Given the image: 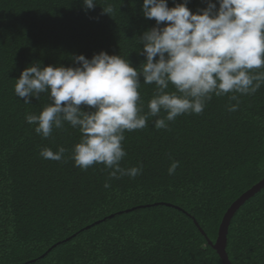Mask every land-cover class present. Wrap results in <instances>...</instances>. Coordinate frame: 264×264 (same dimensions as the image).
<instances>
[{
	"label": "trees",
	"instance_id": "obj_1",
	"mask_svg": "<svg viewBox=\"0 0 264 264\" xmlns=\"http://www.w3.org/2000/svg\"><path fill=\"white\" fill-rule=\"evenodd\" d=\"M95 3L0 0V264H223L208 239L216 240L230 205L264 178V84L237 100L213 94L201 114L178 116L166 129L149 116L145 128L126 131L120 166L142 167L135 178L109 180L103 164L76 167L78 129L65 122L47 139L38 135L25 116L38 115L48 96L24 104L14 85L33 64L76 67L74 56L101 51L139 70L146 61L139 37L156 26L143 16V0ZM177 3L168 0L169 8ZM187 7L196 13L207 2ZM140 79L146 114L156 86ZM60 147L61 161L40 155ZM226 239L232 264H264V187L237 209Z\"/></svg>",
	"mask_w": 264,
	"mask_h": 264
},
{
	"label": "clouds",
	"instance_id": "obj_2",
	"mask_svg": "<svg viewBox=\"0 0 264 264\" xmlns=\"http://www.w3.org/2000/svg\"><path fill=\"white\" fill-rule=\"evenodd\" d=\"M206 2L207 7L193 13L188 0L171 8L168 0H143V16L154 19L156 26L139 37V52L146 57L139 70L120 55L104 51L91 59L74 56L76 67L40 63L26 67L15 79L16 96L31 104L33 98L39 101L47 94L50 102L38 115L26 114L25 121L45 139L67 122L81 133L72 149L74 166L87 170L103 164L111 169L109 180L135 178L142 167L120 166L127 155L122 147L126 131L145 128L149 116L157 117L156 129H166L178 116L201 114L213 94L231 93L230 99L237 100L236 94H254L264 84V0ZM83 3L87 9L96 5L95 0ZM141 76L144 84L156 86L146 114H141ZM169 85L175 90L167 91ZM82 105L89 110H82ZM237 107L229 105L228 111ZM65 151L44 148L40 155L61 161ZM178 164H171L169 175Z\"/></svg>",
	"mask_w": 264,
	"mask_h": 264
},
{
	"label": "water",
	"instance_id": "obj_3",
	"mask_svg": "<svg viewBox=\"0 0 264 264\" xmlns=\"http://www.w3.org/2000/svg\"><path fill=\"white\" fill-rule=\"evenodd\" d=\"M262 187H264V178L258 182L256 185L251 187L249 190H247L245 193H243L238 199H236L230 207L226 210V212L223 215L222 221L218 228V235L216 240L213 242L212 240L208 239L209 243L212 245V247L216 250L218 255L220 256V259L223 264H232L228 253L226 251L227 246V234H228V228L230 225L231 218L237 211V209L255 192L259 191ZM100 221H97L96 223H99ZM200 230L205 234V232L200 228Z\"/></svg>",
	"mask_w": 264,
	"mask_h": 264
}]
</instances>
